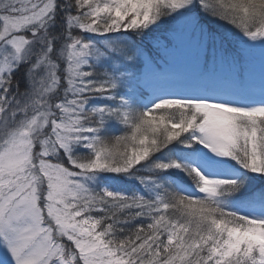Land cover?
Returning a JSON list of instances; mask_svg holds the SVG:
<instances>
[{
  "label": "snow or ice",
  "instance_id": "snow-or-ice-1",
  "mask_svg": "<svg viewBox=\"0 0 264 264\" xmlns=\"http://www.w3.org/2000/svg\"><path fill=\"white\" fill-rule=\"evenodd\" d=\"M0 264H264V0H0Z\"/></svg>",
  "mask_w": 264,
  "mask_h": 264
}]
</instances>
